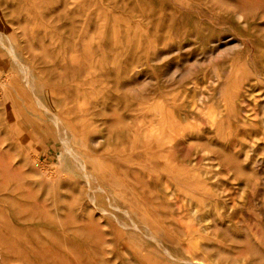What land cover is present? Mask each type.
I'll return each instance as SVG.
<instances>
[{
    "label": "rangeland",
    "instance_id": "374dc122",
    "mask_svg": "<svg viewBox=\"0 0 264 264\" xmlns=\"http://www.w3.org/2000/svg\"><path fill=\"white\" fill-rule=\"evenodd\" d=\"M197 262L264 264V0H0V264Z\"/></svg>",
    "mask_w": 264,
    "mask_h": 264
},
{
    "label": "bare ground",
    "instance_id": "6f19581e",
    "mask_svg": "<svg viewBox=\"0 0 264 264\" xmlns=\"http://www.w3.org/2000/svg\"><path fill=\"white\" fill-rule=\"evenodd\" d=\"M11 53L14 55V57L16 58V61L20 64L19 66H22V69H23V71H24V73L26 74V81L29 83V81H31L30 80V77H31V69L28 67V66H26V65H24L20 60H18V58H17V56H16V54L14 53V51L12 50L11 51ZM17 63V64H18ZM20 69V68H19ZM22 71V70H21ZM23 74V73H22ZM24 75V74H23ZM22 76V75H21ZM24 77V76H23ZM24 77V78H25ZM24 80V79H23ZM27 83V84H28ZM30 84V83H29ZM31 84H32V82H31ZM33 94H34V92H33ZM32 94V95H33ZM35 99V98H34ZM37 101V100H36ZM40 102V101H39ZM43 106V105H42ZM38 107H39V105H38ZM46 111H48L46 108H44ZM53 116H54V118H55V120H56V123H58V124H60L61 122H63V121H61L60 120V118L57 116V115H55V114H53ZM62 124V123H61ZM60 126V125H59ZM58 126V127H59ZM59 129V128H58ZM65 144V143H64ZM67 147V146H66ZM69 147V146H68ZM68 149V148H67ZM72 150V149H71ZM70 150V151H71ZM70 153V152H69ZM72 153H73V151H72ZM73 159H75V158H73ZM77 161V160H76ZM84 168H85V166H84ZM83 167H82V169H84ZM84 171H85V169H84ZM116 179V178H115ZM113 181H115V180H113ZM116 181H117V179H116ZM119 184V183H118ZM116 185V184H115ZM112 187H116V186H112ZM95 203V202H94ZM117 209H119V208H117ZM125 214H126V212L125 211H123ZM105 213V212H104ZM129 214V213H128ZM132 225H133V229L135 230V231H140V227L134 222V221H132V223H131ZM140 233V232H139ZM144 236V235H143ZM146 238V237H145ZM149 239V238H148ZM150 239H152L154 242H156L160 247H162V245H161V243H159L158 241H157V239H155L154 238V236H150ZM151 241V240H150ZM163 248V247H162ZM164 252H165V254L170 258V259H172V260H174V261H177V259L168 251V250H164ZM183 262V261H182ZM198 264H202V263H199V262H197ZM197 263H195V264H197ZM189 264H191V263H189Z\"/></svg>",
    "mask_w": 264,
    "mask_h": 264
}]
</instances>
